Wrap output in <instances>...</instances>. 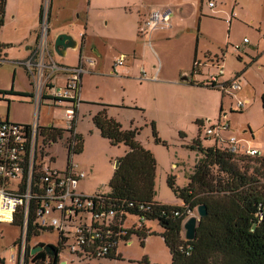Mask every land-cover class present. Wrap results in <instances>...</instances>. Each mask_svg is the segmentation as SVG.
Returning <instances> with one entry per match:
<instances>
[{
  "label": "rangeland",
  "instance_id": "rangeland-1",
  "mask_svg": "<svg viewBox=\"0 0 264 264\" xmlns=\"http://www.w3.org/2000/svg\"><path fill=\"white\" fill-rule=\"evenodd\" d=\"M208 1L41 0L45 21L49 6V52L54 60L74 63L77 58L73 49L67 50L65 59L51 48L62 30L72 29L71 34L79 38V33L84 34V52L96 50L90 55L96 60V68L83 74L82 97L87 103L81 104L77 122L82 150L73 157L86 173L79 184L81 192L109 193L114 164L128 151L123 143L112 145L93 124V115L102 108L100 103L109 105L107 116L118 121L122 129H136V140L153 154L154 200L164 204H183L176 190L187 185L195 164L203 156L191 146L197 140L204 148L213 144L204 127L216 122L220 105L241 144L264 155V0H211L213 8H209ZM153 6H168L173 10L172 18L179 23L177 33H171L175 28L154 31L149 45L139 29ZM178 6L183 11L176 10ZM17 12L20 32L15 30L9 9L0 26V44L6 49L0 53V119L31 123L34 104L29 78L24 67L12 60H24L27 29L38 23V9L28 3ZM244 38L247 42H243ZM121 54L125 61L115 73L112 64ZM219 56L223 58V78L232 79L237 73L240 79L239 90L228 95L210 86V80L205 81L218 70ZM184 74L187 82L180 80ZM11 90L25 95L2 92ZM238 101L244 102L242 109L236 108ZM39 114L40 123L50 121L63 126V107L42 105ZM152 125L159 141L154 139ZM50 153L57 156L55 165L64 167L66 153L62 147L55 144ZM212 174H218L215 167ZM170 177L173 188L167 182ZM193 212L197 215L196 208ZM135 222L129 216L124 226ZM146 226L153 233L144 239L132 235L129 243L119 244V257L80 260L63 251L60 264H170L169 250L160 235L162 226L154 221L146 222ZM22 238L23 231L17 225L0 222V264H23ZM37 242L57 244L56 233L42 232L28 243L24 239V251L26 244ZM217 264H244V257L234 249L220 256Z\"/></svg>",
  "mask_w": 264,
  "mask_h": 264
},
{
  "label": "built area",
  "instance_id": "built-area-1",
  "mask_svg": "<svg viewBox=\"0 0 264 264\" xmlns=\"http://www.w3.org/2000/svg\"><path fill=\"white\" fill-rule=\"evenodd\" d=\"M208 6L213 8L215 4L209 0ZM46 14L45 21L43 12L39 26L45 23L37 32L30 54L24 60L14 62L24 67L29 78L34 104L32 122L18 123L7 118L0 119V222L14 224L17 217L21 219V256L24 255L25 233L29 226L32 230L30 239L42 232L56 233L57 244L51 245L59 250L58 264L63 251L80 260L117 257L119 244L129 243L131 236L137 235L136 232L143 228L149 229L146 222L156 220H147L143 215L127 212L125 208L132 207V202L118 203L108 193L86 194L79 190L80 181L86 176L84 169L73 161L80 144L77 137L79 133L75 130L78 107L82 102L79 91L83 74L95 67L96 60L82 53L73 66L54 60L49 52L48 7ZM172 15L173 10L168 6L149 12L139 29L149 45L154 31L172 27ZM243 42H247V39L244 38ZM235 48L238 49V46ZM124 61L123 54L118 56L112 64L114 71ZM218 74H223L221 66ZM209 80L211 86L218 87L227 95L240 88V81L236 78L227 84L218 82L216 76H211ZM42 105L63 107L61 121L64 126L59 127L63 129L61 136L52 138L49 135L48 127H57L55 123L39 122ZM244 106L242 101L236 103L237 109ZM226 118L227 112L221 111L215 123L204 127L206 137L213 141L211 146L235 155L261 156L259 150L241 144L242 140L231 131ZM55 144H59L66 153L62 168L55 165L57 156L50 153V148ZM147 209L148 205L139 204V211ZM193 209L174 211L176 216L184 215L181 221V236L184 240L183 224L194 215ZM129 216L135 218L136 222L125 227L124 223ZM256 217L258 223L264 221V206L259 207ZM37 244L45 245L40 242L31 243L29 248ZM39 252L45 253L43 263L47 264L51 255L44 250Z\"/></svg>",
  "mask_w": 264,
  "mask_h": 264
},
{
  "label": "trees",
  "instance_id": "trees-1",
  "mask_svg": "<svg viewBox=\"0 0 264 264\" xmlns=\"http://www.w3.org/2000/svg\"><path fill=\"white\" fill-rule=\"evenodd\" d=\"M5 2L0 0V26L3 25ZM42 15L41 5L39 23ZM4 47L0 44V52ZM2 92L25 95L12 90ZM100 105L102 108L92 117L100 135L112 145L123 143L128 147V151L118 159V166L114 167L108 195L118 203L132 202V207L125 208L127 212L143 215L147 220H156L162 226L160 235L169 250L170 264H217L220 256L234 249L242 252L244 264H264V221L258 223L256 217L259 207L264 206V155H235L216 146L204 148L197 140L191 147L198 148L203 156L195 164L187 185L176 190L183 204H164L154 200L156 161L153 154L136 140V129H122L118 121L107 116L106 106L109 105ZM219 110L222 111V105ZM48 128L50 137L62 135V128ZM152 130L155 141H159L153 125ZM77 137L80 144L76 153L82 150L80 135L77 134ZM214 167L217 175L212 174ZM167 182L173 188L171 177ZM139 204L148 205V209L139 211ZM201 204L205 206L206 214L198 221L195 238L184 240L181 236L184 215L176 216L174 211L184 212L186 208L193 209ZM14 224L21 227V219L17 217ZM151 233L153 231L143 228L135 234L144 239ZM31 235L32 230L28 226L26 243ZM58 253L59 250L55 248L47 264H58ZM44 257L43 252L31 256L26 244L23 264H44Z\"/></svg>",
  "mask_w": 264,
  "mask_h": 264
},
{
  "label": "crops",
  "instance_id": "crops-1",
  "mask_svg": "<svg viewBox=\"0 0 264 264\" xmlns=\"http://www.w3.org/2000/svg\"><path fill=\"white\" fill-rule=\"evenodd\" d=\"M45 1H47V0H45ZM28 3H31L33 6H34V4H35V9H38V23L36 22V24H33L32 26H30L28 29H27V37H29V40H26V42H25V45L23 46V53H22V55L24 56V57H27L29 54H30V52H31V50H32V48L34 47V44H35V41H36V36H37V27L39 26V9H40V5H41V0H6V2H5V8H4V15H3V23H4V19H5V15H6V13L8 12V9L10 10V15H12L11 17H13V25H14V27H15V30L16 31H18V32H20L21 30H22V28H20L18 25H17V21H18V19H19V17H20V15H19V13L17 12V10L19 11V9H23V8H26L27 7V5H28ZM160 6V5H159ZM155 8H158L157 6H153V7H151L149 10H148V12H147V14L146 15H148L149 14V12L151 11V10H153V9H155ZM17 9V10H16ZM176 10H179V11H183V9H182V7L181 6H178L177 7V9ZM193 13H196V11H194ZM175 14V13H174ZM175 17V16H174ZM178 23H179V21H177L175 18H172V27L171 28H169V29H165V30H172V29H174V30H172V32L171 33H177V28H178ZM6 24V23H5ZM17 25V26H16ZM70 30H72V29H68V30H62V32H65V33H69V34H71V31ZM61 32V33H62ZM156 32V31H155ZM170 33V34H171ZM25 34V33H24ZM72 35V34H71ZM79 35H80V37H81V33H79ZM73 36V35H72ZM74 37V36H73ZM74 39H76L77 40V46H76V48H74L73 50L77 53V58H76V60L74 61V63H67L66 61H63V62H61V63H63V64H66V65H69V66H73V65H75L76 63H77V61H78V57H79V54H80V52L82 53V54H86V55H91V52H96V50L95 49H91L90 51H86V52H84V50H83V47L86 45L85 43L84 44H82L83 43V39H81V38H79V37H74ZM80 48H81V50H80ZM68 50V49H67ZM67 50H66V53H65V55L63 56V58H65L66 57V54H67ZM2 52H6V49L4 48V49H2L1 50V54H2ZM0 59H2L3 60V58H2V55L0 56ZM66 59V58H65ZM2 60H0V62L2 61ZM223 60V58L221 57V56H219L218 57V64H216V66L219 68L220 66L222 67V69H223V74L222 75H219L218 74V70L216 71V73H214V74H212L211 73V75L209 76V78H206L205 79V81H208L209 79H210V77L211 76H216V78H217V81L218 82H225V81H228V80H231V78H223L224 77V75H225V71H224V66H223V64L222 63H220L221 61ZM16 60H12V63H14ZM194 63H196L197 64V62H194ZM193 63V64H194ZM213 63V62H212ZM211 63V64H212ZM210 64V63H209ZM210 66H213V65H210ZM96 68V66L94 67V68H91V70H93V69H95ZM217 68V69H218ZM115 72L116 73H118V70L116 69L115 70ZM184 76H186L187 77V75L186 74H184L183 76H181L180 77V80L181 81H183L184 82V80H182V77H184ZM188 78V77H187ZM233 78H236V79H239V75L237 74V73H235L234 75H233V77H232V79ZM82 79H83V77H82ZM189 80V79H188ZM187 80V81H188ZM187 81H185V82H187ZM239 81H240V79H239ZM82 89H83V86H82V81H81V87H80V91H79V97H80V99H81V103H80V105H79V107H78V113H79V109H80V106H81V104H83V103H87V101H85L84 100V98L82 97ZM84 101V102H83ZM77 122H78V120H77ZM63 126H64V124H63ZM62 126V127H63ZM75 130H76V132L77 133H79L78 131H77V123H76V127H75ZM79 167V166H78ZM82 169V168H81ZM182 205V204H181ZM151 222V221H150ZM154 222H156V221H154ZM157 223V222H156Z\"/></svg>",
  "mask_w": 264,
  "mask_h": 264
},
{
  "label": "water",
  "instance_id": "water-1",
  "mask_svg": "<svg viewBox=\"0 0 264 264\" xmlns=\"http://www.w3.org/2000/svg\"><path fill=\"white\" fill-rule=\"evenodd\" d=\"M77 46V40L74 39V37L69 33H59L55 36L53 39V50L54 52L60 56L63 57L66 53L67 49H74ZM182 80L187 81L188 78L186 76L182 77ZM118 166V160L115 162L114 167ZM197 215H193L189 217L183 224V230H184V238L186 240H193L195 238L196 233V226L198 225V221L200 217L204 216L206 214V208L204 205H198L196 207ZM44 250L50 255H53L55 253V249L51 244H37L36 246L32 247L30 249V255H34L36 252ZM61 264H64L62 262Z\"/></svg>",
  "mask_w": 264,
  "mask_h": 264
}]
</instances>
